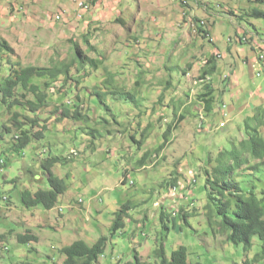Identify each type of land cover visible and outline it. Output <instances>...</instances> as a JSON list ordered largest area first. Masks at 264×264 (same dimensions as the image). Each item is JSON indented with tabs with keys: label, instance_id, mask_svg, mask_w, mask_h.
Returning <instances> with one entry per match:
<instances>
[{
	"label": "rangeland",
	"instance_id": "rangeland-1",
	"mask_svg": "<svg viewBox=\"0 0 264 264\" xmlns=\"http://www.w3.org/2000/svg\"><path fill=\"white\" fill-rule=\"evenodd\" d=\"M77 1L0 0V40L13 51L1 56L0 75L5 76L11 62H18L68 65L70 77L64 87L60 79L56 89L47 90L49 105L38 114L47 127L44 138L19 153L3 152L13 136L3 134L11 113L0 108V160L6 161L0 167V264H63L62 248L75 241L91 246L100 237L108 241L99 264L130 262L133 249L153 262L164 233L160 212L174 218L181 209L186 224L179 215L165 222L167 257L181 246L187 249L190 264L253 263L260 241L253 238L248 249L226 242L227 233L219 228L204 183L205 172L218 165L214 159L220 151L234 165L228 151L232 145L239 149L238 142L247 136L246 117L258 107L264 110V60L258 56L264 19L250 16L255 9L264 12V0H106L98 6L85 0L83 11ZM57 15L60 20H55ZM197 24L204 25L206 37L198 35ZM244 35L252 38L251 43H239L238 37ZM73 44L97 60V68L87 65L78 70ZM213 53L221 54L217 72L208 81L199 79ZM108 74L119 87L137 93L138 107L106 99V112L89 100V93ZM206 84L213 88L210 112L199 98ZM159 96L162 101L157 103ZM75 103L88 122L58 121L62 107L72 111ZM180 115L169 143L156 154L163 132ZM148 123L147 140L138 150L129 137L137 134L140 140L138 133ZM89 128L98 130L93 138L87 135ZM146 152L150 157L138 165ZM51 158L68 160L52 168L66 193L51 210L25 208L21 192L49 189L41 163ZM258 162L249 157L251 165ZM175 178L176 187H166ZM235 178L244 193L264 196V166L253 174L243 168ZM121 210L124 228L109 237ZM27 232L36 240L19 243L17 235Z\"/></svg>",
	"mask_w": 264,
	"mask_h": 264
},
{
	"label": "trees",
	"instance_id": "trees-1",
	"mask_svg": "<svg viewBox=\"0 0 264 264\" xmlns=\"http://www.w3.org/2000/svg\"><path fill=\"white\" fill-rule=\"evenodd\" d=\"M259 1L261 0H253V2ZM229 15L232 16V13H229ZM250 16L264 19V12L255 9L251 11ZM195 21L196 23L200 22L197 19ZM196 26L198 35L202 37L208 35V32L203 30L204 25L197 24ZM88 37V35L84 36L85 43H88ZM243 38L238 37L239 43L242 44ZM251 40L252 38L246 37L245 42L251 43ZM73 48V61L78 70L87 65L97 68V60L87 57L77 45L73 44ZM12 52V48L8 42L1 39L0 60L3 54H12ZM217 69V60L212 55L207 60L206 68H202L199 79L206 80L216 73ZM35 79H38L37 82ZM60 79L61 87H64L70 79L68 65L39 67L32 65L22 66L18 62H11L6 69L5 76L0 75V108L11 113L9 126H2L4 130L3 134H12L13 136L11 137V144L3 152L10 151L19 153L25 150L32 142L40 141L44 138L47 127L45 124L39 122L38 114L49 105L47 90L50 88L56 89L57 86L55 84L59 83ZM81 79V81L84 80V78ZM77 83H81L80 80ZM115 83L116 81L113 75L108 74L103 84L94 87L89 93L91 96L89 100L93 101L97 107H105L106 112L109 111V107L105 104L106 99L117 103H130L134 107H138L137 93L127 90L124 87H119ZM135 85H137V82ZM168 85L169 82L167 80L166 86ZM204 89L205 92L199 95V98L206 112H210L213 110L212 103L214 102L212 84L211 86L206 84ZM161 101L162 97L159 96L157 103ZM181 118L180 115L178 122L167 126L162 134L163 142L155 149L156 154L162 151L169 143V136L172 130L176 129L180 124ZM65 119L74 122H88V117L80 113V104L78 103L74 104V110L72 111L68 107H62L58 121ZM250 121L252 122V127L249 124ZM149 127L151 125L148 123L138 133L140 140L136 139L137 134L129 137L131 144H134L136 149L139 150L144 141L147 140L146 134ZM87 131V135L92 136V138L94 134L98 133V130L95 128H89ZM245 131L247 136L244 140L238 142L239 149L232 145L229 149L230 151H228V154L235 159L234 165L232 166L230 164L227 153L220 151L217 158L214 159L218 165L212 169L211 173L205 172L204 189L207 200L214 205L216 215L219 219L218 225L220 230L227 233L226 242L235 246L243 245L245 249H248L252 246L253 238L256 237L260 241L261 251L254 257L253 263L245 261L243 264H254L259 261L264 264V196L259 199L253 196L252 192L250 194L244 193L235 178L237 171L243 170V168H248L253 174V172H260V167L264 166V110L262 108H256L251 117H246ZM149 157V153H144L138 160V165L143 166ZM249 157L259 162L251 165L249 163ZM67 162L68 160H60L59 158H51L43 161L41 167L47 177L49 189L38 190L34 193L29 191L21 192L19 196L21 204L25 208L41 206L45 210L53 209L59 197L66 193L67 187L62 179L53 174L52 168L56 164L63 165ZM5 165L6 161L0 160V167ZM176 181V178L169 180L166 187L174 189L176 187ZM190 184H187V187ZM123 215L122 210L115 214L109 230V237H112L116 232L124 228ZM177 215L186 224L187 215L183 212V209L174 215V218H171L169 214L163 211L159 214L160 227L164 233L153 251L155 261H142L136 249H133L134 256L132 261L124 264H190L186 248L180 246L178 249L172 251L169 257H167L164 249V241L169 232V227L166 223H169V220H174ZM28 240H36V238L28 234V232L25 235H17V241L19 243H24ZM107 241V237H100L91 246L83 241L73 242L71 245L60 250V253L64 256L63 264H99V258L104 254Z\"/></svg>",
	"mask_w": 264,
	"mask_h": 264
},
{
	"label": "clouds",
	"instance_id": "clouds-1",
	"mask_svg": "<svg viewBox=\"0 0 264 264\" xmlns=\"http://www.w3.org/2000/svg\"><path fill=\"white\" fill-rule=\"evenodd\" d=\"M245 36V35H244ZM243 38V37H242ZM244 42H245V40H246V36H245V38H243L242 39ZM263 44H262V47H263V49H264V42H262ZM263 49H261V52L259 53V60H264V52H263ZM212 55H214L215 56V59L217 60V59H220L221 58V54H219V53H213ZM261 56H262V58H261ZM209 59V58H208ZM207 59V60H208ZM231 71V73H234V71L233 70H230ZM257 76H259V74H257ZM223 78H225V79H227V76H224ZM207 81H208V78L206 79ZM205 80V81H206ZM229 80V79H228ZM222 108L223 109H225L226 107L225 106H222ZM170 141V140H169ZM167 146V145H166ZM124 181V180H123ZM123 181H122V183H123ZM124 183H125V181H124ZM3 201H6V199L5 198H3L2 199ZM179 207V206H178ZM177 214V213H176ZM138 255H139V253H138ZM140 256V255H139ZM141 258V257H140ZM141 260H142V258H141ZM142 261H144V260H142ZM145 261H147V260H145Z\"/></svg>",
	"mask_w": 264,
	"mask_h": 264
},
{
	"label": "crops",
	"instance_id": "crops-1",
	"mask_svg": "<svg viewBox=\"0 0 264 264\" xmlns=\"http://www.w3.org/2000/svg\"><path fill=\"white\" fill-rule=\"evenodd\" d=\"M80 1H82V2H85V0H80ZM94 1V4H95V6H98V5H100V3L101 2H105L106 0H93ZM104 4V3H103ZM110 4V3H109ZM105 5V4H104ZM108 5V4H107ZM247 60V59H246ZM229 67H232L231 65L229 66ZM248 94H253V93H248ZM247 96V95H246ZM240 104V103H239ZM230 107H231V105H230ZM232 108V107H231ZM139 253V252H138ZM139 255H140V257L142 258V260H147L149 257L148 256H146L144 253H139Z\"/></svg>",
	"mask_w": 264,
	"mask_h": 264
},
{
	"label": "built area",
	"instance_id": "built-area-1",
	"mask_svg": "<svg viewBox=\"0 0 264 264\" xmlns=\"http://www.w3.org/2000/svg\"><path fill=\"white\" fill-rule=\"evenodd\" d=\"M75 1H77V0H75ZM76 6L80 9V11H83V10H86L87 9L86 3L85 2H82V1H77ZM80 15L81 14L79 13V16ZM60 19H61V16L60 15L55 16V20H60ZM261 58H262V56H261Z\"/></svg>",
	"mask_w": 264,
	"mask_h": 264
}]
</instances>
